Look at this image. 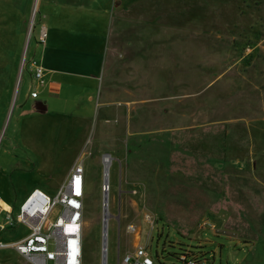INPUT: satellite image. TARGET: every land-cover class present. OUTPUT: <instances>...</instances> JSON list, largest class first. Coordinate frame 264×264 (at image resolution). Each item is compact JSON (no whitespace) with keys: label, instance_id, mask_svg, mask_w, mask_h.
<instances>
[{"label":"rangeland","instance_id":"obj_1","mask_svg":"<svg viewBox=\"0 0 264 264\" xmlns=\"http://www.w3.org/2000/svg\"><path fill=\"white\" fill-rule=\"evenodd\" d=\"M108 1L103 29L95 11L66 10L76 29L66 27L73 45L61 48L101 46L92 98L75 108L64 100L71 75L63 72L81 62L56 59L46 0H0V200L17 208L33 188L54 194L81 165L83 264H103L108 156L104 264L136 245L164 263L191 251L211 264H264V0ZM24 48L60 82L58 94L29 97L42 87L20 71ZM42 110L46 117L33 118ZM26 233L17 222L0 240ZM0 260L23 261L11 249Z\"/></svg>","mask_w":264,"mask_h":264},{"label":"built area","instance_id":"obj_2","mask_svg":"<svg viewBox=\"0 0 264 264\" xmlns=\"http://www.w3.org/2000/svg\"><path fill=\"white\" fill-rule=\"evenodd\" d=\"M33 31L30 24L27 35ZM46 27L41 26L37 34V44H44ZM27 69L36 86L46 83V70L35 57L27 58L26 48L22 50L20 71ZM39 91L33 88L29 92L31 98H36ZM108 157V156H107ZM104 158V157H103ZM84 170L81 165L73 166L63 189L50 194L45 190L33 188L21 201L17 208L0 202V213L4 212V226H13L17 222L25 224L27 233L15 241L0 240V249H11L17 253L22 262L19 264H82V209L84 195ZM101 190L108 194L109 181L102 183ZM108 206V200L106 203ZM58 212L53 221H48V215L53 208ZM101 252L106 253L107 221L102 222ZM105 260L103 261V264ZM0 264H4L0 260ZM118 264H211L202 255L191 251H183L174 257V262L164 263L154 259L150 252L140 245L131 251L123 253L118 258Z\"/></svg>","mask_w":264,"mask_h":264},{"label":"crops","instance_id":"obj_3","mask_svg":"<svg viewBox=\"0 0 264 264\" xmlns=\"http://www.w3.org/2000/svg\"><path fill=\"white\" fill-rule=\"evenodd\" d=\"M90 1L92 2L93 0H46V19L52 20V24L49 23V27L51 29V34H53L52 36L55 37L53 45L55 47L54 50L56 54V59L58 61H65L66 59L67 61H73L74 59H76L81 62L78 69L63 72L65 74L71 75V77L64 83V100L65 102L67 101L70 106L75 108H77V106L79 107V105L83 102L84 97H86L87 100H91L92 98L90 93L94 88L95 79H98L100 67L99 60L101 58V46H99V48L97 47L96 49H83L81 51L77 49L64 50L61 48L63 45H73V43L70 41L71 39H64V34L67 30L66 27H69L73 30L76 29L75 20L70 21L68 19L66 10L69 9V7H78L80 10H84V12L86 11L88 15H90L89 11H95V17L93 21L98 27H101V29H103L104 26L108 27L110 24V20L107 17V13L109 12V8H111L112 11L113 7V4L109 5L108 0H96L93 4V7H91L89 3ZM47 36L48 28L46 25V38ZM89 39L90 37L87 36L85 39L86 42L88 41L86 45H90L92 43L91 41H89ZM59 54L62 55V58ZM3 75V82H6L5 85H7V90H10V84H8L7 82H9V78L11 77V75H9L7 67L5 68ZM47 75L48 72H46L45 77H47ZM61 86L62 85L60 84V82H53L46 78V83L43 86H40L42 87V89L40 90L39 94H58L61 91ZM38 97L34 99H37ZM43 116L46 117V112L44 110L39 113L33 114V118L35 117V119H41V117ZM86 182L87 178L84 177V186ZM0 202L2 201L0 200ZM83 261L84 259L82 254V264Z\"/></svg>","mask_w":264,"mask_h":264},{"label":"bare ground","instance_id":"obj_4","mask_svg":"<svg viewBox=\"0 0 264 264\" xmlns=\"http://www.w3.org/2000/svg\"><path fill=\"white\" fill-rule=\"evenodd\" d=\"M36 8V6H35ZM32 16H33V13H32ZM102 161H103V166H104V170H103V178L106 182V180L108 179V170H109V166H110V158L107 157V156H104V158H102ZM103 215H104V227L106 226V221L108 220L109 218V211H108V206H105L104 207V211H103ZM105 260V254L103 253V261Z\"/></svg>","mask_w":264,"mask_h":264},{"label":"water","instance_id":"obj_5","mask_svg":"<svg viewBox=\"0 0 264 264\" xmlns=\"http://www.w3.org/2000/svg\"><path fill=\"white\" fill-rule=\"evenodd\" d=\"M105 183V180L103 181ZM107 198H108V194L107 193H103V196H102V209L104 211V207L106 206V203H107Z\"/></svg>","mask_w":264,"mask_h":264}]
</instances>
